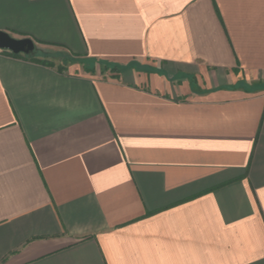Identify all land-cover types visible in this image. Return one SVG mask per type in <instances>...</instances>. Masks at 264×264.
<instances>
[{
	"label": "crops",
	"instance_id": "obj_1",
	"mask_svg": "<svg viewBox=\"0 0 264 264\" xmlns=\"http://www.w3.org/2000/svg\"><path fill=\"white\" fill-rule=\"evenodd\" d=\"M1 32L76 61L0 51V264H264V0H0Z\"/></svg>",
	"mask_w": 264,
	"mask_h": 264
},
{
	"label": "water",
	"instance_id": "obj_2",
	"mask_svg": "<svg viewBox=\"0 0 264 264\" xmlns=\"http://www.w3.org/2000/svg\"><path fill=\"white\" fill-rule=\"evenodd\" d=\"M36 45L31 39H13L6 33H0V51H7L14 55H32L35 53Z\"/></svg>",
	"mask_w": 264,
	"mask_h": 264
},
{
	"label": "trees",
	"instance_id": "obj_3",
	"mask_svg": "<svg viewBox=\"0 0 264 264\" xmlns=\"http://www.w3.org/2000/svg\"><path fill=\"white\" fill-rule=\"evenodd\" d=\"M2 52H5V53H7L10 56L15 57V58H22V59L31 61L32 63H35V64H41V65L47 66V67H54L55 66L54 63H52V61H50L48 59L39 58L34 54L26 56V55H14V54L7 52V51H2ZM70 60H72V59H70ZM75 61L76 60H72V62H75ZM65 69H66L65 66L58 67V70L60 72H63Z\"/></svg>",
	"mask_w": 264,
	"mask_h": 264
},
{
	"label": "rangeland",
	"instance_id": "obj_4",
	"mask_svg": "<svg viewBox=\"0 0 264 264\" xmlns=\"http://www.w3.org/2000/svg\"><path fill=\"white\" fill-rule=\"evenodd\" d=\"M67 56L68 54L63 51L58 52L57 56L53 58V62L56 64V66H59L61 64L62 66H65V67L73 64L72 60H70V58H68ZM94 65H95L94 63H91L89 67H92Z\"/></svg>",
	"mask_w": 264,
	"mask_h": 264
}]
</instances>
